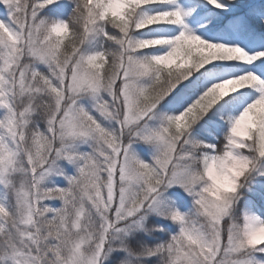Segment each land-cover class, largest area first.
<instances>
[{"label":"snow or ice","instance_id":"snow-or-ice-1","mask_svg":"<svg viewBox=\"0 0 264 264\" xmlns=\"http://www.w3.org/2000/svg\"><path fill=\"white\" fill-rule=\"evenodd\" d=\"M0 264H264V3L0 0Z\"/></svg>","mask_w":264,"mask_h":264},{"label":"trees","instance_id":"trees-1","mask_svg":"<svg viewBox=\"0 0 264 264\" xmlns=\"http://www.w3.org/2000/svg\"><path fill=\"white\" fill-rule=\"evenodd\" d=\"M260 3H264V0H261Z\"/></svg>","mask_w":264,"mask_h":264},{"label":"rangeland","instance_id":"rangeland-1","mask_svg":"<svg viewBox=\"0 0 264 264\" xmlns=\"http://www.w3.org/2000/svg\"><path fill=\"white\" fill-rule=\"evenodd\" d=\"M261 0H257V2H260Z\"/></svg>","mask_w":264,"mask_h":264}]
</instances>
